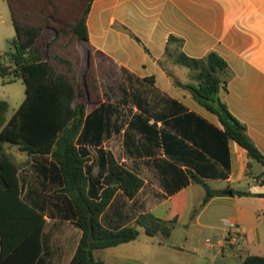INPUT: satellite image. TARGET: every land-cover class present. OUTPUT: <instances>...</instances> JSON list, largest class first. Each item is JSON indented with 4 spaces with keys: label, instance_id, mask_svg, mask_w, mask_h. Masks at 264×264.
Segmentation results:
<instances>
[{
    "label": "crops",
    "instance_id": "crops-1",
    "mask_svg": "<svg viewBox=\"0 0 264 264\" xmlns=\"http://www.w3.org/2000/svg\"><path fill=\"white\" fill-rule=\"evenodd\" d=\"M87 27L84 45L93 50L103 102L89 105L86 116L105 106L110 124H99L79 145L88 153L85 170L90 180L104 173L103 150L144 181L134 199L119 191L101 222L118 231L145 214L176 221L169 238L149 237L141 230L136 241L97 250L102 252L97 258L95 251V257L105 264H229L237 258L241 264L248 255L264 256V165L219 137V118L174 82L190 83L192 72L166 54L176 47L174 36L183 40L182 52L192 59L216 52L227 62L232 77L224 101L264 155V0H94ZM30 160L28 170L20 172L24 193L44 210L46 228L50 221L55 228L61 222L73 226L58 259L70 264L82 232L51 175L40 189L28 186L30 173L41 182ZM195 178L222 195L204 205L206 189ZM52 193L56 202L48 200ZM51 207L55 213L49 214ZM46 228L41 264L50 260ZM207 232L217 241L207 245L212 241L205 240L211 252L206 254L200 243Z\"/></svg>",
    "mask_w": 264,
    "mask_h": 264
},
{
    "label": "trees",
    "instance_id": "trees-1",
    "mask_svg": "<svg viewBox=\"0 0 264 264\" xmlns=\"http://www.w3.org/2000/svg\"><path fill=\"white\" fill-rule=\"evenodd\" d=\"M93 1L7 0L17 37L11 42L15 49L9 54L12 65H4L0 56V75L22 78L26 98L10 120L6 117L9 104L0 100V264H41L43 258L45 212L33 203V197L24 195L20 179L30 159L37 164L42 185L49 175L54 184H60L59 194L68 204L75 227L82 232L70 264H105L95 257V251L134 242L141 230L149 237L160 234L169 238L175 227L176 221L167 222L152 214L141 215L135 225L118 231L101 222L119 191L134 199L144 181L121 165L112 152L103 150L99 155L104 159V173L90 180L85 170L88 153L79 145L97 132L99 124H110L103 114L105 106L101 113L86 116L89 105L103 102L92 49H88L89 64L81 75L79 45L89 40L87 20ZM46 30L54 31V36L42 40ZM171 41L176 47L167 50L168 58L192 72L190 83L174 79L176 86L219 118L223 131L216 132L225 143H237L250 160L264 165V155L246 126L224 101L232 77L227 62L216 52L192 59L182 52V39L172 36ZM8 146H17L29 160L19 162ZM195 182L206 189L204 205L223 193L197 178ZM233 195L249 194L233 191ZM241 264H264V256L248 255Z\"/></svg>",
    "mask_w": 264,
    "mask_h": 264
},
{
    "label": "rangeland",
    "instance_id": "rangeland-1",
    "mask_svg": "<svg viewBox=\"0 0 264 264\" xmlns=\"http://www.w3.org/2000/svg\"><path fill=\"white\" fill-rule=\"evenodd\" d=\"M52 32L54 31L46 30L42 40L53 37L54 33ZM16 37H17V33L14 26V21L9 4L7 0H0V56H2L1 61L6 66L12 65L9 54L15 51L14 47L11 45V42L12 40L16 39ZM79 48L82 53L81 75H83L84 71L86 70L89 64V51L88 48L84 45V43H80ZM25 98H26V86L22 78L15 77L13 75H9L6 78H3L0 75V100L6 101L9 104L7 120H9L15 114V112L19 109ZM10 150L12 154L16 157V159L17 158L20 159V162H26V160H28V156L25 153L20 152L17 147L12 146L10 147ZM28 168L29 166L25 167V170H28ZM26 175L27 174H24V176ZM35 175L36 174H31V173L28 174L27 176H29L30 178L29 177L26 178V181H28L27 183L29 187L31 186L32 188L40 189L41 182L37 180V177ZM54 196L55 194L52 193V195L48 197V200L50 202L52 200L56 202V196L55 197ZM50 209L51 210L49 214L52 212L55 213V210L52 207ZM49 214L48 217L50 218ZM72 231H73V226L68 223L61 222L58 228L54 227L52 221L48 223L45 232V244L49 255L48 257L50 259L49 264H59L58 259L60 258V254L61 252H63L65 247L67 248V244H68V242L63 241V238L66 235L67 237L72 238L73 236ZM78 232L80 231L78 230ZM202 236L203 238H201L202 241L200 245L205 247L207 254V252L210 251L206 248L207 246L204 243L205 240L210 239L212 241L210 244L206 243L207 245H215L217 240L215 239L213 232H207ZM67 250L68 252H72L73 249L70 246H68ZM100 252L102 251H97V258H100L99 255ZM221 261L222 258L220 257L218 263H220ZM166 263L168 264V262ZM239 263H240V258L229 261V264H239Z\"/></svg>",
    "mask_w": 264,
    "mask_h": 264
},
{
    "label": "built area",
    "instance_id": "built-area-1",
    "mask_svg": "<svg viewBox=\"0 0 264 264\" xmlns=\"http://www.w3.org/2000/svg\"><path fill=\"white\" fill-rule=\"evenodd\" d=\"M228 226L231 230H237V224L235 222H229ZM234 236L237 238L238 234L234 231Z\"/></svg>",
    "mask_w": 264,
    "mask_h": 264
},
{
    "label": "water",
    "instance_id": "water-1",
    "mask_svg": "<svg viewBox=\"0 0 264 264\" xmlns=\"http://www.w3.org/2000/svg\"><path fill=\"white\" fill-rule=\"evenodd\" d=\"M228 194H229V195H232V192H231V191H229V192H228Z\"/></svg>",
    "mask_w": 264,
    "mask_h": 264
}]
</instances>
